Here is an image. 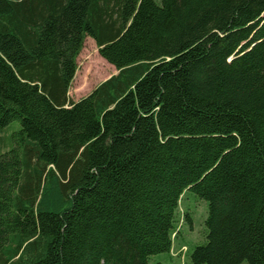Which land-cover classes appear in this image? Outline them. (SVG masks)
<instances>
[{"label": "trees", "instance_id": "1", "mask_svg": "<svg viewBox=\"0 0 264 264\" xmlns=\"http://www.w3.org/2000/svg\"><path fill=\"white\" fill-rule=\"evenodd\" d=\"M188 190L190 264H264V0H0V264H166Z\"/></svg>", "mask_w": 264, "mask_h": 264}, {"label": "rangeland", "instance_id": "2", "mask_svg": "<svg viewBox=\"0 0 264 264\" xmlns=\"http://www.w3.org/2000/svg\"><path fill=\"white\" fill-rule=\"evenodd\" d=\"M161 2V0H156ZM118 73L117 68L109 63L99 52L96 41L86 36L83 48L77 57V70L69 89V97L72 101H79L81 98L89 95L99 84ZM11 128L18 129L20 120L16 119L10 124ZM13 129V130H14ZM7 137L9 132L4 133ZM181 212H185L190 218L186 222L180 223L181 234L176 237L173 261L168 260L165 254L156 257L166 264H190L188 261V248L192 243H201L204 241L206 233L205 219L207 217V203L193 191L188 190L181 204ZM179 235V234H178ZM183 241L187 245H183L178 249V242ZM242 264H249L244 261Z\"/></svg>", "mask_w": 264, "mask_h": 264}]
</instances>
